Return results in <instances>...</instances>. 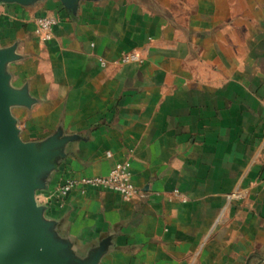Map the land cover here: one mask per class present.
<instances>
[{"label":"crops","instance_id":"0c3cea01","mask_svg":"<svg viewBox=\"0 0 264 264\" xmlns=\"http://www.w3.org/2000/svg\"><path fill=\"white\" fill-rule=\"evenodd\" d=\"M41 15L57 18L48 41L34 34ZM10 45V85L33 99L11 107L21 140L71 137L35 197L75 257L264 264V0L0 2ZM130 52L143 62H118ZM118 161L132 200L57 194Z\"/></svg>","mask_w":264,"mask_h":264},{"label":"water","instance_id":"95a60500","mask_svg":"<svg viewBox=\"0 0 264 264\" xmlns=\"http://www.w3.org/2000/svg\"><path fill=\"white\" fill-rule=\"evenodd\" d=\"M36 1L0 0L24 6ZM60 1L75 9L80 0ZM18 58L15 45L0 48V264H97L101 251L88 260L75 257L36 201V192L45 188V178L71 137L56 132L40 142L21 140L11 107H29L33 99L25 87L10 85L6 67Z\"/></svg>","mask_w":264,"mask_h":264},{"label":"built area","instance_id":"2783aa9c","mask_svg":"<svg viewBox=\"0 0 264 264\" xmlns=\"http://www.w3.org/2000/svg\"><path fill=\"white\" fill-rule=\"evenodd\" d=\"M57 24V18L50 15H41L35 19L34 34L41 40L48 41L52 37V29ZM119 63H142L143 59L135 52L123 53ZM101 67H105L104 59L99 58ZM110 156V153H106ZM78 189L84 193L87 188H98L111 192L118 193L122 199L129 201L138 195L139 189L133 184L131 180V172L129 166L125 162H116L105 175L100 176H80L69 177L62 184L56 188L59 196L66 195L72 189ZM174 195L179 196L177 190L173 191ZM184 200V199H183Z\"/></svg>","mask_w":264,"mask_h":264}]
</instances>
